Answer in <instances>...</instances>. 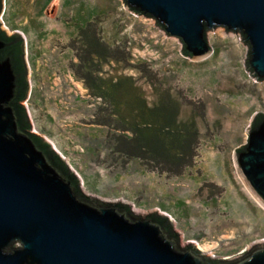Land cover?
Segmentation results:
<instances>
[{
    "label": "rangeland",
    "instance_id": "374dc122",
    "mask_svg": "<svg viewBox=\"0 0 264 264\" xmlns=\"http://www.w3.org/2000/svg\"><path fill=\"white\" fill-rule=\"evenodd\" d=\"M122 2L2 0L0 31L22 38L28 130L83 196L164 217L180 248L235 262L264 245V208L233 161L264 114V81L246 69L237 32L208 30L211 53L193 61ZM226 174L249 214L231 202Z\"/></svg>",
    "mask_w": 264,
    "mask_h": 264
},
{
    "label": "water",
    "instance_id": "95a60500",
    "mask_svg": "<svg viewBox=\"0 0 264 264\" xmlns=\"http://www.w3.org/2000/svg\"><path fill=\"white\" fill-rule=\"evenodd\" d=\"M123 2L179 39L181 54L193 61L211 53L208 30L237 32L248 48L246 69L264 81V0ZM16 44L0 34V264H264V245L235 262L214 263L193 246L180 248L176 235L153 217L136 218L119 204L80 196L75 182L21 125ZM245 132L233 161L264 208V114L255 113Z\"/></svg>",
    "mask_w": 264,
    "mask_h": 264
},
{
    "label": "trees",
    "instance_id": "16d2710c",
    "mask_svg": "<svg viewBox=\"0 0 264 264\" xmlns=\"http://www.w3.org/2000/svg\"><path fill=\"white\" fill-rule=\"evenodd\" d=\"M141 15V14H140ZM0 34L3 35L5 38H15L17 40V44H16V51H17V55H18V60H19V64H20V71H21V74H22V79H21V90H20V96L18 98V100L16 101V106L18 108V112H19V115H20V120H21V125L22 127L26 130V131H29V125H28V122H27V118H26V113H25V109L23 106L20 105V102L25 98V95H26V91H27V82H26V72H25V67H24V64H23V60H22V39L20 36H16V35H13V36H6L4 34V32L0 31ZM183 51V50H182ZM183 54L187 57H189V55L185 52H183ZM34 137L36 138V140L38 141L39 145L41 147H43L47 154L49 155V157L63 170L65 171L69 176L70 178L75 182L76 184V189H77V193L82 196L83 198H85L81 192H80V189H79V182L78 180L75 178V176L69 171L68 167L64 164V162L59 158V156L51 149L50 145L48 143H46L45 141H43L41 138H38L37 136L34 135ZM87 199V198H86ZM120 207L122 209H125L128 211V213L130 215L131 212L129 210V208H127L126 206H123V205H120ZM150 217H153L154 219L160 221L164 228L170 232L171 234L175 235L173 233V231L171 230L170 226H169V223L167 221L166 218L164 217H160V216H157V215H151ZM211 261V260H210ZM211 262H214V263H219L218 261H211Z\"/></svg>",
    "mask_w": 264,
    "mask_h": 264
},
{
    "label": "bare ground",
    "instance_id": "6f19581e",
    "mask_svg": "<svg viewBox=\"0 0 264 264\" xmlns=\"http://www.w3.org/2000/svg\"><path fill=\"white\" fill-rule=\"evenodd\" d=\"M225 172L226 171H223L224 174H225ZM225 177H226V180L228 181V185L231 187V193H230L231 194V197H230L231 202L233 204H235L237 206V208H242L243 207V212H244V210H246L248 212V208L244 204H242V201L245 203V201L243 200L242 196L239 194V192L236 191V189H235L236 187L234 188V187L231 186V184H230L231 181H229V178H228L227 174L225 175ZM227 200H229V199H227ZM241 212H242V210H241ZM248 214H249V212H248ZM263 242H264V240H261V243H263ZM202 249L206 250V248H202Z\"/></svg>",
    "mask_w": 264,
    "mask_h": 264
},
{
    "label": "crops",
    "instance_id": "0c3cea01",
    "mask_svg": "<svg viewBox=\"0 0 264 264\" xmlns=\"http://www.w3.org/2000/svg\"><path fill=\"white\" fill-rule=\"evenodd\" d=\"M249 202V201H248Z\"/></svg>",
    "mask_w": 264,
    "mask_h": 264
}]
</instances>
